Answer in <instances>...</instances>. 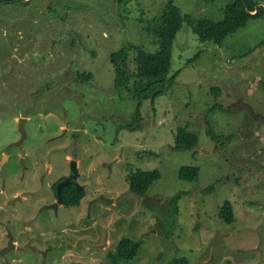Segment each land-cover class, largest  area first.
Returning <instances> with one entry per match:
<instances>
[{
  "label": "rangeland",
  "instance_id": "1",
  "mask_svg": "<svg viewBox=\"0 0 264 264\" xmlns=\"http://www.w3.org/2000/svg\"><path fill=\"white\" fill-rule=\"evenodd\" d=\"M13 1L0 0V251L10 233L17 248L0 264H108L124 238L141 244L130 264H264V0L222 44L184 23L168 76L179 72L176 82L141 108L133 88L115 87L109 56L132 44L156 52L145 21L169 2L196 22H220L235 0ZM185 126L198 145L175 151ZM72 161L85 197L46 208ZM182 166H198V179H181ZM154 170L148 194H134L131 174ZM227 200L233 224L218 216Z\"/></svg>",
  "mask_w": 264,
  "mask_h": 264
},
{
  "label": "trees",
  "instance_id": "2",
  "mask_svg": "<svg viewBox=\"0 0 264 264\" xmlns=\"http://www.w3.org/2000/svg\"><path fill=\"white\" fill-rule=\"evenodd\" d=\"M14 2L13 0H4L5 4ZM256 6L257 4L253 0H235L226 6L222 21L215 22L205 18L196 22L190 15L184 14L183 10L174 2H169L161 16L145 21L147 23V32L158 38L159 49L156 52H148L143 47L132 44L122 47L109 56L115 72V87L117 89L133 88L135 95L139 99V108H141L143 101L148 98L155 103L156 99L163 95L167 89L172 88L179 74L177 72L170 78L168 77L172 65L174 41L184 23L192 27L193 32L201 41L222 44L226 37L243 28L249 18L255 17L262 12L259 9L258 14L251 15L250 12L255 11ZM130 50L137 52L135 58L136 72H131L128 69L127 61L130 57ZM199 56L200 54H197L190 62L192 63ZM90 76V73H79V77L83 80H89ZM215 108L218 107L215 106ZM208 134L216 142H220L222 139L213 129H209ZM198 142V136L190 132L188 126H185L177 131L173 150H193L198 145ZM199 175L200 168L198 166H182L179 171V177L184 180L193 181L198 179ZM160 177L159 170L137 171L129 177L130 190L134 194L144 197L148 194L154 182L159 180ZM213 188L214 185L205 190ZM62 194L69 206H79L80 201L85 197V190L78 188L74 184H69L63 188ZM181 196L182 194H179L172 198L173 211L177 210V201ZM218 216L224 223L233 224L236 221L233 204L228 200L225 201L219 208ZM140 247L141 244L139 242L131 238H124L119 242L115 250L108 252L106 260L108 264H130L138 256ZM169 264H190V262L186 257H180L173 259Z\"/></svg>",
  "mask_w": 264,
  "mask_h": 264
},
{
  "label": "water",
  "instance_id": "3",
  "mask_svg": "<svg viewBox=\"0 0 264 264\" xmlns=\"http://www.w3.org/2000/svg\"><path fill=\"white\" fill-rule=\"evenodd\" d=\"M21 132L23 135H25V130L23 129V127H21ZM79 172H78V167H77V164L76 163H72L71 164V172H70V175L69 177H67L64 181H62L61 183L58 184L57 186V195H58V203H55L54 204V208L57 209V206L61 203H63V197H62V189L68 185L69 183L73 182L75 185H77V187L81 188L80 185H78L77 183V179L79 177ZM21 199V198H20ZM104 200H106L107 202L109 200L105 199V198H102ZM13 239V238H12ZM12 239H10V243H9V246L7 248H5L3 251L0 252L1 255H3L5 252H8L11 248H15V245L12 243Z\"/></svg>",
  "mask_w": 264,
  "mask_h": 264
},
{
  "label": "flooded vegetation",
  "instance_id": "4",
  "mask_svg": "<svg viewBox=\"0 0 264 264\" xmlns=\"http://www.w3.org/2000/svg\"><path fill=\"white\" fill-rule=\"evenodd\" d=\"M20 160H21V162H23L24 159L21 158ZM60 182H61V181H59V182H57V183L59 184ZM53 187H54V189L56 190V195H57V189H56L57 187H55V185H54ZM62 197H63V196H62ZM19 201H21V200H19ZM57 201H58V199H57ZM63 201H64L63 203H61V204H59V205L57 206V209H58L61 205H67V206H69V205L66 203V201H65L64 198H63ZM14 202H15V200H14ZM15 203H16V202H15ZM54 204H55V203H54ZM54 204H52L51 206L46 205L45 207L48 208V209H52V210H56V211H57V209L54 208ZM9 233H10V232H9ZM8 236H9V238H8ZM13 237H14V236H13L11 233L7 235V238L9 239V241L7 242V246L9 245L10 239H12ZM12 241H13L14 244H16L15 241H14V239H12ZM7 246H6V247H7ZM16 248H17V245H16ZM10 252H11V251H10ZM10 252H9L8 254H10ZM8 254H7V255H8ZM7 255H6V256H7ZM45 255H46V253H45Z\"/></svg>",
  "mask_w": 264,
  "mask_h": 264
},
{
  "label": "bare ground",
  "instance_id": "5",
  "mask_svg": "<svg viewBox=\"0 0 264 264\" xmlns=\"http://www.w3.org/2000/svg\"><path fill=\"white\" fill-rule=\"evenodd\" d=\"M9 243H10V242H9ZM12 243H13V241H12ZM13 244H14V243H13ZM14 245H15V248H16V244H14ZM8 246H9V245H8ZM8 246H7V247H8ZM7 247H4V249L7 248ZM15 248H13V249H15ZM4 249H3V250H4ZM11 249H12V248H11ZM11 249H10V250H11ZM3 250H1V251H3ZM10 250H9V251H10ZM1 251H0V252H1ZM6 253H7V252H5L3 255H5ZM0 255H1V254H0Z\"/></svg>",
  "mask_w": 264,
  "mask_h": 264
},
{
  "label": "clouds",
  "instance_id": "6",
  "mask_svg": "<svg viewBox=\"0 0 264 264\" xmlns=\"http://www.w3.org/2000/svg\"><path fill=\"white\" fill-rule=\"evenodd\" d=\"M72 163H76V164H77L76 161H72ZM77 167H78V165H77ZM68 177H69V176H68ZM66 178H67V177H65V179H66ZM65 179H64V180H65ZM64 180H62V181H64ZM62 181H61V182H62ZM61 182H60V183H61ZM74 185H75V184H74ZM57 186H58V185H57ZM76 186H77V185H76ZM78 188H79V187H78ZM62 192H63V189H62ZM62 196H63V194H62ZM63 198H64V197H63Z\"/></svg>",
  "mask_w": 264,
  "mask_h": 264
}]
</instances>
